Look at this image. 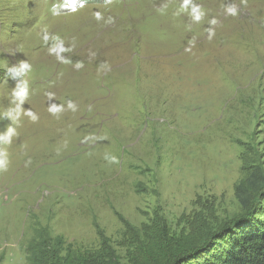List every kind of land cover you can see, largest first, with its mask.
I'll return each instance as SVG.
<instances>
[{
	"label": "rangeland",
	"instance_id": "rangeland-1",
	"mask_svg": "<svg viewBox=\"0 0 264 264\" xmlns=\"http://www.w3.org/2000/svg\"><path fill=\"white\" fill-rule=\"evenodd\" d=\"M9 128L0 264L37 228L117 264L209 245L264 170V0H0Z\"/></svg>",
	"mask_w": 264,
	"mask_h": 264
},
{
	"label": "trees",
	"instance_id": "trees-1",
	"mask_svg": "<svg viewBox=\"0 0 264 264\" xmlns=\"http://www.w3.org/2000/svg\"><path fill=\"white\" fill-rule=\"evenodd\" d=\"M235 195L241 215L212 233L209 245L184 250L179 246H148L145 252L136 242L138 253L129 255L127 264H264V170L253 166L251 174L236 187ZM25 256V264H117L106 240L97 249L75 253L66 250L63 237L52 235L48 228L35 230Z\"/></svg>",
	"mask_w": 264,
	"mask_h": 264
},
{
	"label": "clouds",
	"instance_id": "clouds-1",
	"mask_svg": "<svg viewBox=\"0 0 264 264\" xmlns=\"http://www.w3.org/2000/svg\"><path fill=\"white\" fill-rule=\"evenodd\" d=\"M229 12L235 13L234 8H229ZM29 65L25 62L20 65L19 71H24L25 69H28ZM15 70V69H13ZM14 95L19 96L21 98V102H23V98L26 96V91H20V92H14ZM69 107H74L71 103L69 104ZM53 112L58 111L57 108L53 107L50 109ZM29 115H32L29 112ZM33 119H35V116H33ZM13 134V130L9 128L6 133L0 134V140H4L7 143L11 142V135ZM112 161H115V157L110 158ZM9 165V159L6 152L0 151V171L6 170Z\"/></svg>",
	"mask_w": 264,
	"mask_h": 264
}]
</instances>
